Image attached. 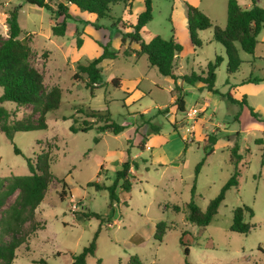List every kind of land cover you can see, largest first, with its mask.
<instances>
[{
  "label": "rangeland",
  "instance_id": "374dc122",
  "mask_svg": "<svg viewBox=\"0 0 264 264\" xmlns=\"http://www.w3.org/2000/svg\"><path fill=\"white\" fill-rule=\"evenodd\" d=\"M144 1H132V14L125 3L115 4L110 15L116 19L98 18L79 9L71 13L70 9L73 15L68 20L69 28L60 36L52 31L55 21L63 19L57 13L59 0L49 1L52 12L26 0H2L0 10L4 7L5 11L2 16H7L14 7L19 8V24L25 31L23 35H32L33 63L42 72L45 84L62 88L61 106L47 113L48 128L14 131L9 136L1 129L0 121V178L28 174V158L35 160L38 154L49 150L54 175L36 210L46 227L16 251L14 264H74L73 255L89 245L100 224L97 217L83 215L91 211L100 213L105 221L96 241V253L87 258L88 264H133L132 256L139 257L142 264H186L184 246L180 243L184 230L195 235L186 240L191 264H264V168L261 161L264 142L256 143L257 138L264 139V124L253 117L249 109V106L254 107L264 119V58H258L264 53V45L256 55L239 47L243 62L240 69L230 75L226 49L214 39L212 29L198 31L203 45H192L187 10L182 3L185 0H152L153 19L145 26L143 38L146 41L155 35L178 38L183 45L182 63L179 58L176 61L179 75L200 72L217 55L224 57L216 70L218 93L209 92L201 82L178 81L185 89L186 109L196 106L202 110L188 133L186 111L180 112L173 105L174 81L152 66L147 55L136 58L124 54L127 45H122L121 37L127 29L122 28V21L134 24L144 9ZM226 3L201 0L196 6L222 25L227 18ZM90 25L94 33L86 39L85 45L82 42L83 46H78L77 39L83 40L86 30L92 31ZM7 32L0 19V37L6 38ZM92 37L102 43L110 41L111 49L119 52L118 57L107 59L101 65L103 85L94 93L82 80L74 79L78 63H86L102 52L96 40H90ZM116 79H121L123 86L117 87L113 82ZM2 93L0 86V95ZM229 95L238 99L245 95L249 106L240 108ZM206 100L209 105L204 110L201 106ZM4 106L10 112L9 123L14 119L37 117L32 105L19 106L5 101ZM88 108L109 109L117 122L128 127L117 135L99 133L96 128L73 132L70 127L75 117L79 122L85 119L79 110ZM238 113L239 119H236ZM154 126H159L160 130L154 137L153 147L141 149ZM211 132L219 136L213 152L205 147L204 140ZM236 140L244 156L239 164V184L227 191L212 222L200 227L190 222L183 210L192 197L196 166L206 156L194 198L205 208L234 171L230 148ZM126 159L136 162L137 167H134L132 190L121 191L123 201L114 204L115 212L119 213L116 218L111 213L108 191L97 190L89 182L111 184ZM175 159L178 161H173ZM63 182L69 194L64 199L60 196ZM69 190L72 192L68 193ZM175 205H179L181 211H175ZM243 205L254 209V215L247 216L252 225L247 234L230 229L233 210ZM162 220L169 227L158 240L156 224ZM40 259L46 262H35Z\"/></svg>",
  "mask_w": 264,
  "mask_h": 264
},
{
  "label": "trees",
  "instance_id": "16d2710c",
  "mask_svg": "<svg viewBox=\"0 0 264 264\" xmlns=\"http://www.w3.org/2000/svg\"><path fill=\"white\" fill-rule=\"evenodd\" d=\"M29 4L40 8H46L52 12L50 0H26ZM57 4V13L62 16V21L55 23L52 26L54 35H65L69 28L68 20L72 18L70 13V5L77 9L96 15L98 18L111 17L112 6L117 3H125L129 6V13L132 14L131 5L133 0H59ZM258 0H253V6L244 8L238 0L227 1V24L225 27L214 25L210 17L199 7L185 2L187 10L188 29L190 38L195 47L202 46L203 42L198 37V31L213 28L214 39L220 42L226 49L228 57L227 71L230 75L235 74L243 62L239 47L247 53L253 54L258 44V35L264 25V6L257 4ZM2 4V0H0ZM18 7H14L8 11L6 16V24L8 32L6 38L0 37V86L3 88V93L0 95V121H2L1 129L9 136H12L14 131H28L34 129L48 128L47 113L56 110L62 103V88L59 85L48 87L44 82L42 72L34 65L32 48V35L30 33L23 35V29L18 21ZM153 19L152 0L144 1V9L137 15L134 24L122 21L123 32L121 37L122 45H127L124 49L126 56L135 54L136 57L147 55L152 66H156L159 72L172 79L175 83L174 90L176 91L173 105L180 112H185L186 100L184 98L185 90L182 84L178 81L195 84L203 83V87L209 92L218 93L216 88L217 68L224 60L222 55H217L214 61H210L205 69L200 72L192 71L191 73L177 74L176 61L179 53L183 50V45L175 36L169 39L163 38L160 35L153 36L146 41L143 38L145 26ZM118 22L115 21L114 25ZM78 31V28H76ZM82 38L77 39L78 46L82 45ZM96 42L102 47V53L94 57L86 63H78L77 70L74 73L75 80H82L86 87L92 93L95 89L103 85L102 63L107 59L118 57L119 52L111 49L110 41L106 43ZM137 44L138 47H134ZM259 80V79H254ZM248 81H252L249 79ZM114 84L121 86L122 80L116 79ZM228 98L240 104L243 108L248 105L246 96L243 95L240 99H236L229 95ZM5 101H13L17 105H32L33 114H36V119L26 117L21 120L14 119L10 123L8 117L9 110L4 106ZM251 115L257 120L264 119L254 107L249 106ZM160 110V109H159ZM84 113L85 119L79 122L75 117L74 123L71 125L73 132H86L92 128H96L99 133L109 132L115 135L124 131L128 125L117 122L111 115L109 109H92L79 110ZM165 111H168L165 110ZM144 115V114H143ZM239 119V113L236 115ZM159 126H154L152 133H158ZM239 136L237 132L236 137ZM144 139L145 136H142ZM219 136L215 132L208 133L205 137V147L209 148L210 152L215 150V145ZM99 141V137L95 138ZM262 137L256 139V143L263 144ZM144 149L143 144L140 146ZM240 146L236 140L230 148V161L234 164V171L228 180L223 184L219 193L211 198L205 208H201L195 201L196 183L198 174L202 165L205 163L204 156L196 166V175L191 187V200L187 202L185 210L187 219L200 226L209 225L218 213L221 203L226 197V193L232 187L239 184L240 176V161L244 156L239 152ZM17 152H19L17 150ZM207 154L209 152L207 151ZM262 165L264 168V147L262 152ZM29 173L23 175H12L6 178H0V264H14L17 257L16 251L29 243L31 236L35 235L38 230L46 227V222L38 218L36 210L44 200L48 188L50 187L54 175L51 171V156L50 150L43 151L36 156L28 158ZM137 167L136 162L126 159L117 169L115 178L111 184H99L95 181H90L89 185L94 186L97 190L105 189L109 195V206L112 216L115 213L114 204L120 202L121 191L129 192L133 187L134 174L132 168ZM103 169V166L101 167ZM67 185L63 182V187L60 196L64 199L67 195ZM70 191V190H69ZM68 193H71L68 192ZM12 201H9L13 197ZM175 211H181L179 205L174 206ZM84 216L97 217L100 220L98 229L96 230L93 239L89 245L76 255H73L74 264H88L87 258L94 255L97 249V238L102 229V224L105 221L100 213L91 211L83 212ZM254 209L251 206H238L233 210V221L230 229L239 233L247 234L251 231L252 225L247 221V216L252 217ZM111 216V214H110ZM169 225L162 220L156 224L155 238L161 240ZM190 235L195 236L191 232L184 230L181 232L180 243L184 246L186 255L185 263L191 264L189 260L190 247L186 240L190 239ZM187 236V237H186ZM130 261L133 264H142V261L137 256H132ZM35 262L45 263V259H40ZM154 264H162L155 262Z\"/></svg>",
  "mask_w": 264,
  "mask_h": 264
},
{
  "label": "crops",
  "instance_id": "0c3cea01",
  "mask_svg": "<svg viewBox=\"0 0 264 264\" xmlns=\"http://www.w3.org/2000/svg\"><path fill=\"white\" fill-rule=\"evenodd\" d=\"M201 0H185V1H182V3L183 4H185V2H189V3H191L192 5H198L199 4V2H200ZM227 2L228 0H222V2ZM239 1V3L244 7V8H250V7H252L253 6V0H238ZM257 4L258 5H261V6H264V0H258L257 1ZM1 5V4H0ZM7 6H10V4L9 5H7ZM70 9H71V13H74V10H77V8L75 7V6H73V5H70ZM206 13V12H205ZM0 14H1V16H0V19H1V22H2V24H4L5 25V29H8V26H7V24H6V16H2L3 14H5V11H4V7H1V10H0ZM7 15H8V13H7ZM73 15V14H72ZM226 16H227V3H226ZM210 17V16H209ZM137 18V17H136ZM210 19L212 20V22H213V24L214 25H219L218 24V22L217 21H215L213 18H211L210 17ZM215 21V22H214ZM226 24H227V18L225 17V23L224 24H222V25H219L220 27H225L226 26ZM187 25H188V19H187ZM90 27H91V29H92V31L90 32L89 30H86L87 31V33L85 34H83L84 36V38H83V45H85V41H86V39H89L90 38V35H92L93 33H94V27L92 26V25H90ZM145 29V28H144ZM209 29H212L213 30V28H209ZM189 30V29H188ZM206 30H208V29H206ZM23 32H25L24 30H23ZM214 33V32H213ZM94 38H97V37H94ZM93 37L90 39V40H96V39H94ZM175 38L178 40V38L175 36ZM97 40H99V39H97ZM100 41V40H99ZM179 41V40H178ZM203 42V41H202ZM191 43H192V41H191ZM82 45V46H83ZM192 45H193V43H192ZM203 45V44H202ZM261 45H264V25H263V28H262V30H261V32L259 33V35H258V44H257V46H256V49H255V52L253 53V54H255L256 55V53H257V50L259 49V47L261 46ZM133 46L134 47H138V45L137 44H133ZM194 46V45H193ZM195 47V46H194ZM259 51V50H258ZM263 51V50H262ZM182 52H183V50H182ZM182 52L181 53H179V55H178V57L177 58H179L180 60H181V63H182ZM102 53V52H101ZM100 53V54H101ZM100 54H98V55H100ZM129 56H135L136 57V55L135 54H133V55H129ZM143 56V55H142ZM97 57V56H96ZM136 58H140V57H136ZM255 58H257L256 56H255ZM258 58H264V53L262 54V55H259V57ZM243 60V59H242ZM103 64V63H102ZM205 69V68H204ZM176 73H177V69H176ZM178 74V73H177ZM203 84V83H202ZM121 86H123V83H121ZM185 90V89H184ZM234 98H236V97H234ZM236 99H238V98H236ZM173 102H174V100H173ZM207 105H209V101H205L204 102V104H202V106H201V108H203V109H205V110H207ZM241 108V107H240ZM158 133H151L150 135H149V139H148V141L146 142V144H145V147H144V149L145 148H148V147H153V144L155 143V141H154V137L157 135ZM217 144V143H216ZM233 145V144H232ZM231 145V146H232ZM263 152V151H262ZM124 161V160H123ZM122 161V162H123ZM173 161H178V159H175V160H173ZM171 164L172 165H175V166H178L179 165V163L178 162H171ZM135 169H134V167L132 168V172H133V174H134V176H135ZM72 192V191H71ZM123 200H122V198H121V194H120V202H122ZM119 215V213L116 211L115 213H114V216L113 217H119L118 216ZM116 220V219H115Z\"/></svg>",
  "mask_w": 264,
  "mask_h": 264
},
{
  "label": "built area",
  "instance_id": "2783aa9c",
  "mask_svg": "<svg viewBox=\"0 0 264 264\" xmlns=\"http://www.w3.org/2000/svg\"><path fill=\"white\" fill-rule=\"evenodd\" d=\"M201 112L202 110L196 106L186 110L185 119L187 122L185 123V130L188 131V133H191L192 129L194 128V120Z\"/></svg>",
  "mask_w": 264,
  "mask_h": 264
}]
</instances>
